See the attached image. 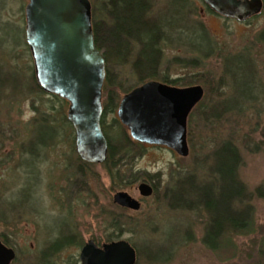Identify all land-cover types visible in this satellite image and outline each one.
<instances>
[{
	"label": "rangeland",
	"instance_id": "374dc122",
	"mask_svg": "<svg viewBox=\"0 0 264 264\" xmlns=\"http://www.w3.org/2000/svg\"><path fill=\"white\" fill-rule=\"evenodd\" d=\"M27 1L0 0V239L6 238L7 246L15 250L10 264H44L41 252L61 232L73 236L78 244L54 253L50 263L78 264L84 242L106 241L112 232L111 215L125 216L127 224L113 240L125 239L135 248V264H264V193L251 200L253 231L230 234L236 253L222 250L217 254L201 242L207 220L202 208L176 207L168 194V189L178 187V181L188 175L196 182H208L213 149L223 140H231L239 149L238 176L247 190L253 191L264 180V40L257 39L264 29V0L259 14L241 22L209 11L202 0H187L191 4L187 20L203 24L217 47L210 56L201 58L191 46L177 42L173 34L162 42L163 72L170 78L191 77L189 85L200 84L205 96L187 119L186 156L142 144L143 150L129 158L131 171H139L140 180L155 182L154 194L146 198L139 197L136 190L140 180L115 186L102 164L81 165L74 150L73 129L64 120L67 104L59 106L53 96L40 93L34 80L24 37ZM104 1L90 0L95 14ZM148 2L150 18L161 15L159 20L175 19L179 1ZM187 35L192 42H201L191 29ZM202 44L208 49L205 41ZM244 50L254 59V74L237 72L234 79L240 94H236L228 87L232 79L225 74L223 58ZM132 55L128 62H112L108 67L114 81L109 91L112 103L107 111L103 109L102 125L110 138L122 129L128 135L117 119L116 107L124 93L140 85L131 66ZM194 58L200 60L195 66ZM251 96H255L253 101H248ZM105 98L103 90L102 103ZM222 103L229 111L223 110L219 118L205 119L200 113ZM79 169L84 171L82 179L75 174ZM186 185L197 184L190 181ZM118 190L140 199V209L118 208L112 202ZM10 201L14 208H7ZM157 249L166 253L157 254Z\"/></svg>",
	"mask_w": 264,
	"mask_h": 264
},
{
	"label": "water",
	"instance_id": "95a60500",
	"mask_svg": "<svg viewBox=\"0 0 264 264\" xmlns=\"http://www.w3.org/2000/svg\"><path fill=\"white\" fill-rule=\"evenodd\" d=\"M204 2L224 17L238 21L261 8V0ZM26 18V42L39 79L46 82L42 65L45 58L51 65L47 74L51 87L47 88L69 103L66 117L75 133L77 155L89 163L102 162L107 148L99 123L105 71L104 60L94 45L88 0H29ZM53 84L58 86L53 89ZM202 96L203 88L199 84L176 87L149 80L122 96L117 117L134 140L164 145L186 156V118ZM136 188L141 197L152 195L153 187L148 182L141 181ZM112 202L134 211L140 208V201L126 191H116ZM14 257V250L0 241V264H10ZM79 261L80 264H134L135 252L123 239L100 246L90 239L81 247Z\"/></svg>",
	"mask_w": 264,
	"mask_h": 264
},
{
	"label": "trees",
	"instance_id": "16d2710c",
	"mask_svg": "<svg viewBox=\"0 0 264 264\" xmlns=\"http://www.w3.org/2000/svg\"><path fill=\"white\" fill-rule=\"evenodd\" d=\"M177 1L179 3L174 9L173 15L175 19L169 17L163 20H159L161 15L158 18L147 16L149 12L148 0H105L99 8H96L97 14H95L94 7L92 8L94 41L97 48L102 50L106 64V78L103 85V90L106 91V102L104 103L106 107L112 103L109 91L114 81L111 80L108 69L112 62L117 64L128 62L131 54H134L132 55L131 66L139 84L147 80H158L165 84L185 86L192 83L191 77L170 78L161 69L163 61L162 42L166 41L169 34H173L177 42L191 46L201 58H206L214 53L216 43L211 39L208 30L201 23H190L187 20L186 11L191 10V4H188L187 0ZM173 21L175 23L171 24ZM189 29L192 30V34L201 37V42L194 43L188 39ZM257 39L258 41L264 40V29L258 34ZM203 41H205L204 45L207 43L208 49L202 46ZM244 51L226 54L223 58L225 74L232 79L228 87L231 86L236 94H240L234 79L237 72L254 74V59L250 57L249 53H246L247 50ZM191 61L195 66L200 60L194 58ZM53 97L56 104L63 106L64 101L62 99ZM254 97H248L247 100L253 101ZM200 103L201 101L196 107ZM223 106L225 105L222 103L221 107L215 106L199 110L205 119L208 117L216 119L220 117L223 110L229 111L228 106ZM209 110H214L213 114L208 115L207 111ZM43 120H45L44 116ZM64 120L67 121L66 118ZM104 135L107 142V154L102 165L112 184L115 186L125 185L126 181L130 183L141 178L139 171H131L132 166L129 165L128 160L143 150L142 144L132 141L123 129L122 132L116 133L111 138L106 133ZM30 157L34 158L33 153ZM81 165L91 166L83 162ZM240 165L241 155L238 147L231 140H223L213 149L211 178L208 182H196L188 175L178 181L180 184L178 187L168 189V194L176 207L189 210L202 208L205 212L207 220L204 223L201 242L215 254L222 250L236 253V245L233 243L230 234L247 235L253 231L254 209L251 200L255 194L261 197L264 193V180L253 191L247 190L246 185L241 182L238 176ZM77 171L75 174L82 179L84 171L80 169ZM190 181L197 185H186ZM197 204H200V207ZM13 206L15 207L13 201L8 202L7 208H14ZM111 216L109 227L112 232L106 235V241L113 240L115 233L121 231L127 224L124 221L125 216ZM1 240L8 244L6 238L3 237ZM50 244L41 252V260L44 264H52L49 259L54 253L59 252L67 245H75L78 242L70 234L61 232ZM159 252L163 255L166 253L162 249H157V254Z\"/></svg>",
	"mask_w": 264,
	"mask_h": 264
},
{
	"label": "flooded vegetation",
	"instance_id": "af4514ba",
	"mask_svg": "<svg viewBox=\"0 0 264 264\" xmlns=\"http://www.w3.org/2000/svg\"><path fill=\"white\" fill-rule=\"evenodd\" d=\"M28 3H29V0L27 1V3L25 4V7H24V17H25V25H24V37H25V31H26V26H27V18H26V8H27V5H28ZM37 3L38 4H41L42 2L41 1H37ZM92 8H93V6H92ZM90 9H91V5L89 4V12H90ZM27 47H28V49H29V51H30V54L32 55V52H31V48L27 45ZM31 58H32V63H33V76H34V80H35V83H36V86H37V88L39 89V91L41 92V93H45L46 95H49V96H56V97H58L59 98V95H58V93L56 94V92H54V91H50V89H48L47 87L48 86H50L51 87V84H50V81H51V79H48L47 78V74H48V72L50 71V69H51V65H50V63L49 62H47L46 61V59L45 58H42V65H43V70H44V72H43V74L45 75V79H46V82H41V80L39 79V73H38V71H37V68H36V66H35V64H34V58H33V55L31 56ZM39 67V66H38ZM58 86V84H53L52 85V87H53V89L54 88H56ZM102 92H103V87H102ZM64 102V105H65V103H66V100L64 99L63 100ZM105 102H103V104L101 103V112H103V107H104V109H105V111H107L106 110V106H105V104H104ZM104 105V106H103ZM152 185H154V181L153 180H149V179H147Z\"/></svg>",
	"mask_w": 264,
	"mask_h": 264
}]
</instances>
